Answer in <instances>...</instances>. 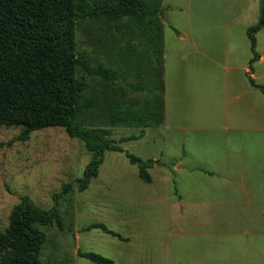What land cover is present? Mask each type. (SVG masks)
<instances>
[{
  "label": "rangeland",
  "instance_id": "rangeland-1",
  "mask_svg": "<svg viewBox=\"0 0 264 264\" xmlns=\"http://www.w3.org/2000/svg\"><path fill=\"white\" fill-rule=\"evenodd\" d=\"M147 1L156 10L149 41L128 18L76 21V49L89 65L118 72L111 82L77 66L93 103L78 121L109 128L124 151L106 150L85 190L75 183L54 201L63 184L82 177L92 157L84 142L62 127L19 140L22 126L0 125V231L27 195L42 209L56 205L64 227L39 225L42 264H94L77 250L115 264H263L252 248L264 230V94L247 74L264 86V28L255 34L252 71L246 34L258 0ZM129 111L147 117L126 123ZM125 152L156 160L150 183ZM94 222L128 241L83 230Z\"/></svg>",
  "mask_w": 264,
  "mask_h": 264
},
{
  "label": "trees",
  "instance_id": "trees-1",
  "mask_svg": "<svg viewBox=\"0 0 264 264\" xmlns=\"http://www.w3.org/2000/svg\"><path fill=\"white\" fill-rule=\"evenodd\" d=\"M258 4V20L246 29L251 52L250 71L260 57L255 34L264 28V0H258ZM155 15L156 10L147 0H0V125L22 126L17 136L19 140H27L32 131L62 127L70 138L82 140L92 154L82 177L63 184L61 191L53 196L54 201L72 190L75 183L79 191L85 190L98 175L106 150L124 151L109 128L88 127L78 121L79 114L93 103L85 95V79L76 77L77 66L111 82L117 80L118 72L103 65H89L84 53L76 49V21L85 17L95 21L108 17L114 22L128 18L149 41L150 17ZM149 46L153 53L160 52L153 43ZM156 60V70L161 69V59ZM247 79L250 86L264 94V86L249 73ZM162 103L160 98L153 105ZM155 110L151 111L153 120ZM146 117L129 111L123 120L138 123ZM142 136L143 130L138 136L122 137L119 142ZM125 156L129 163L137 166L138 177L150 183L148 169L156 160H143L128 152ZM48 224L64 229L56 205L45 210L23 195L12 208L7 226L0 231V264H42L40 255L46 236L39 225ZM91 229L128 241L101 222L83 228ZM77 255L94 264H115L112 259L93 251L77 250Z\"/></svg>",
  "mask_w": 264,
  "mask_h": 264
},
{
  "label": "crops",
  "instance_id": "crops-1",
  "mask_svg": "<svg viewBox=\"0 0 264 264\" xmlns=\"http://www.w3.org/2000/svg\"><path fill=\"white\" fill-rule=\"evenodd\" d=\"M257 232L262 237L260 239V243H259V241L256 242L255 247L252 248V250H254L257 254L262 256V263L264 264V230H258ZM260 246H261V249H260Z\"/></svg>",
  "mask_w": 264,
  "mask_h": 264
}]
</instances>
